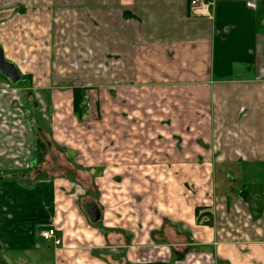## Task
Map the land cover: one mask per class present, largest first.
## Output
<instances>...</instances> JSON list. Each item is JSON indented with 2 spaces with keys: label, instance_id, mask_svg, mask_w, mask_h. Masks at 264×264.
I'll list each match as a JSON object with an SVG mask.
<instances>
[{
  "label": "crops",
  "instance_id": "obj_1",
  "mask_svg": "<svg viewBox=\"0 0 264 264\" xmlns=\"http://www.w3.org/2000/svg\"><path fill=\"white\" fill-rule=\"evenodd\" d=\"M209 1L210 15L194 16L191 0H0V45L22 75L12 84L0 73V249L41 253L31 252L32 264H180L194 253L211 264H264V197L250 187L264 173V0ZM177 86L198 93L199 105L179 115L191 124L199 110L211 125V158L94 170L98 195L87 204L40 165L67 110L93 123L102 95L113 102L120 89ZM75 89L90 101L82 120ZM17 90L33 112L14 120L5 95ZM218 166L251 190L226 182L217 192ZM200 207L208 213L199 220ZM51 226L59 245L42 244Z\"/></svg>",
  "mask_w": 264,
  "mask_h": 264
},
{
  "label": "rangeland",
  "instance_id": "obj_2",
  "mask_svg": "<svg viewBox=\"0 0 264 264\" xmlns=\"http://www.w3.org/2000/svg\"><path fill=\"white\" fill-rule=\"evenodd\" d=\"M17 91L5 95L8 106L11 104L17 106L16 112L10 115V119L14 120L19 116L28 117L27 112L30 110L33 112V109L24 103L26 94ZM197 95L195 88L189 86H177L170 93L152 89H140V91L133 88L120 89L115 94L113 102L109 96L106 99L104 95L97 101L98 106H101V114L93 123L78 122L72 110H67L62 119L56 121L54 138L60 144L53 142L54 138L47 135L46 140L50 141L51 147L47 143L42 147L45 157L40 165L46 167L54 177H65L69 183V185L67 183L68 189L76 188L87 204L97 198L96 177L100 173L94 174V172L99 169L103 171L106 167L127 162H168L170 157L175 156L194 162L204 160L203 157L211 158L213 156L211 143L208 142L211 125L206 123L207 120L200 115L199 110L193 111L191 124H185L186 121L180 119L184 113L179 115L182 108L183 110L189 108V102H196ZM4 97L1 96V100ZM127 98L132 105L130 104L128 111H124L122 108H126V105L122 99ZM197 101L199 105V100ZM19 103H23L24 107L19 106ZM171 114L173 118L171 125L169 122L167 125L159 124L163 117L171 119ZM4 117L0 116L1 119ZM124 118L131 120L127 122ZM200 155L203 157L201 158ZM219 168V166L215 167L217 192L220 191L221 183H231L230 175L236 174L234 168L228 167L229 176L227 173L221 174ZM197 177L199 179L201 174ZM258 177L255 186L250 187L264 197V173H260ZM240 178L242 179L232 182L234 187L250 191L245 179L242 176ZM221 192L225 191L221 190L219 193ZM100 194L99 192V196ZM36 233L38 234L39 230L36 229ZM42 242L48 246V244L52 245L53 241ZM31 252L38 254L40 258L43 256L37 251L9 253L7 249H0V264H32L27 262ZM206 260L200 254L194 253L188 255L180 264H207L204 262ZM207 262L211 264L210 257Z\"/></svg>",
  "mask_w": 264,
  "mask_h": 264
},
{
  "label": "built area",
  "instance_id": "obj_3",
  "mask_svg": "<svg viewBox=\"0 0 264 264\" xmlns=\"http://www.w3.org/2000/svg\"><path fill=\"white\" fill-rule=\"evenodd\" d=\"M191 12L194 16H209L210 8L212 6V1L209 0H191ZM82 105L85 108L90 106V102L88 101V97L85 95L82 101ZM207 221V220H206ZM41 237L44 240H52L55 245H59L61 243V238L58 236V229L56 226H51L46 229L41 230Z\"/></svg>",
  "mask_w": 264,
  "mask_h": 264
},
{
  "label": "water",
  "instance_id": "obj_4",
  "mask_svg": "<svg viewBox=\"0 0 264 264\" xmlns=\"http://www.w3.org/2000/svg\"><path fill=\"white\" fill-rule=\"evenodd\" d=\"M0 73L8 79L12 84H17L22 79V75L18 67L11 61L5 58L4 51L0 45ZM88 212L93 222H96L101 217V212L96 204H90L88 206Z\"/></svg>",
  "mask_w": 264,
  "mask_h": 264
},
{
  "label": "trees",
  "instance_id": "obj_5",
  "mask_svg": "<svg viewBox=\"0 0 264 264\" xmlns=\"http://www.w3.org/2000/svg\"><path fill=\"white\" fill-rule=\"evenodd\" d=\"M85 95L86 94H85L84 90H82V89H75L74 90L73 111L79 120H82L85 110L88 109V108H85L84 105H82V101H83ZM207 210L208 209H206V207H200V208L196 209V214H197V217L199 220L202 219L204 217V215H206L208 213ZM206 222L208 223L209 220Z\"/></svg>",
  "mask_w": 264,
  "mask_h": 264
}]
</instances>
